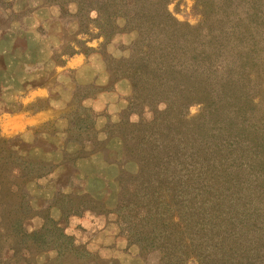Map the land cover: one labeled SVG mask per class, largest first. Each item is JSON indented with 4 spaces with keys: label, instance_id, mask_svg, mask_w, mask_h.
<instances>
[{
    "label": "trees",
    "instance_id": "trees-1",
    "mask_svg": "<svg viewBox=\"0 0 264 264\" xmlns=\"http://www.w3.org/2000/svg\"><path fill=\"white\" fill-rule=\"evenodd\" d=\"M167 1H42L75 22L77 33L99 39L96 48L72 42L88 62L101 63L99 93L114 91L123 100L114 112L109 103L95 112L82 98L64 131L67 142L102 151L105 167L116 173L101 176L114 199L57 188L50 202L59 216L47 214L27 231L25 183L47 189L54 164L9 150L20 196L14 218L0 204L4 235L14 237V243L4 237L2 254L30 251L29 241L54 251L55 259L92 261L96 252L59 225L70 217L110 223L111 233L136 246L148 264H264V0H195L194 25L175 19ZM5 8L0 31L10 29L12 17L24 24L26 9L13 11V0ZM191 106L197 112L189 115ZM109 139L120 142L119 152L107 147ZM83 156L58 160L64 165ZM5 187L0 181V196Z\"/></svg>",
    "mask_w": 264,
    "mask_h": 264
},
{
    "label": "rangeland",
    "instance_id": "rangeland-1",
    "mask_svg": "<svg viewBox=\"0 0 264 264\" xmlns=\"http://www.w3.org/2000/svg\"><path fill=\"white\" fill-rule=\"evenodd\" d=\"M6 1L8 0H0V28L6 24V14L10 11L5 8ZM42 1L13 0V11L26 9L29 14L26 11L28 15L25 16L23 25L18 24V18L12 17L9 22L10 29L0 31V63L2 62L1 54L11 60L10 65L15 60L27 62L29 65L25 66L26 72L34 75L28 81L29 86L31 83L46 88L47 95L45 97H38L33 102L26 104L25 107L28 110H37L51 106L55 111L48 119L49 121L27 125L23 129L21 127L19 129V126L8 129L9 126L16 124L15 122L13 124L6 123L4 130L0 126V181L6 185L0 196V204L5 205L4 214L6 217H15V206L20 196L16 188L18 183L9 173L10 160L5 158L9 155L7 152L14 150L22 157L49 160L54 164L53 169L48 172L47 181L40 180L42 183L46 181L47 189L37 187L36 181L33 180H28L25 183L31 207L25 214L24 227L27 231L39 228L47 214L53 218L59 216L58 208H55L54 203L50 202L54 196L53 192L57 188L71 193V195L82 194L83 191H86L107 202L114 199L108 195L105 177L101 176L103 174L107 177H114L116 173L113 167L110 169L105 167L102 151L100 149L95 151L89 144L79 145L67 142L64 131L67 128L68 116L79 111L78 104L81 103L82 98L85 101L82 102L85 103L84 106L95 112L100 111L106 103L110 104L109 111L114 112L116 107L119 109L123 102L114 91L99 93L97 86H103L101 63L97 62V59L88 62L79 46L72 42L73 38L85 40V45L96 48L99 39L77 33L75 22L66 18H58L55 10L42 4ZM166 8L175 19L190 25L196 24L200 18L195 0H168ZM70 46L76 50L74 54L77 53L79 57H82L79 65L78 62H73L78 66L65 67L61 70L59 67L55 70L45 67L48 64L53 65V62L61 63L62 61L65 63L69 56L74 55L69 50ZM77 58L78 56L74 55V59ZM44 67L48 70H42ZM78 67L80 70H77ZM40 71H44V73H40ZM17 88L18 86H15L16 91L2 96L0 92V112L6 109L10 111V108L13 107L19 109L23 95L19 97ZM195 112H197V107L191 106L189 115ZM113 119L116 118L113 116ZM99 121L98 128H101L104 122ZM107 147L119 152L121 145L117 139H109ZM68 153L84 156L64 165L59 164L58 159ZM88 153L92 154L85 155ZM133 167L131 163L126 165L129 170H132ZM58 223L64 227L66 233L75 236L77 244L82 245L85 242L87 249L96 252L95 256H92V261L77 260V258H71L70 255L55 259L54 251L37 249L34 245L29 244V241L25 245L30 247V251L28 248H21L13 256L9 249L6 250L5 255L7 256H5L2 254L1 248L6 244L4 237L13 243L14 237L13 235H4L6 233L4 223H0L2 235L0 238V264H12L15 258L24 264H112L111 261L108 262L107 259H104L109 256L115 258L116 263L113 262V264H148V257L143 258L136 246L127 245L124 240L117 239L111 233V229H108L111 225L108 222L107 228L102 226V220L99 223L90 218L88 221H78L69 217L60 219Z\"/></svg>",
    "mask_w": 264,
    "mask_h": 264
},
{
    "label": "crops",
    "instance_id": "crops-1",
    "mask_svg": "<svg viewBox=\"0 0 264 264\" xmlns=\"http://www.w3.org/2000/svg\"><path fill=\"white\" fill-rule=\"evenodd\" d=\"M74 54V53H73ZM74 55H77L78 58L74 59ZM73 56H69L68 59H66L65 63L60 62H53V65H45V67L52 68L55 70L56 68L63 69L65 67H76L80 63V60L82 61V57H79V54L75 53ZM2 56V62L0 63V92L1 96L10 94L12 91H16L15 86H18L17 90L19 94V97L22 95V104L19 107H13L6 110H1L0 112V126L2 127V130L6 128L5 124H13L14 122L16 124L11 125L8 127V129L15 128L16 126H19L23 129L27 125H34L43 121H49L48 119L51 117L52 114L55 113L54 109L51 106H45L42 108H39L37 110H28L25 105L28 103L33 102L38 97H45L47 95L46 88H43L38 85H33L30 83V86L28 84V81L30 80L31 76H34L32 73H27L25 70V66H28L29 64L27 62L18 61L15 60L13 64L10 65L11 60L7 59L4 55ZM78 62V65H74L73 62ZM47 63V62H44ZM31 64V63H30ZM42 68V70H48L46 68ZM81 68V66H80ZM78 67L77 70H80ZM40 73H44V71H40ZM32 79V78H31ZM25 81H27L25 83ZM14 82V83H13ZM25 85V86H24ZM5 87V88H4ZM22 87V88H21ZM24 87V88H23ZM3 89V90H2ZM2 90V91H1ZM2 133V132H1Z\"/></svg>",
    "mask_w": 264,
    "mask_h": 264
}]
</instances>
